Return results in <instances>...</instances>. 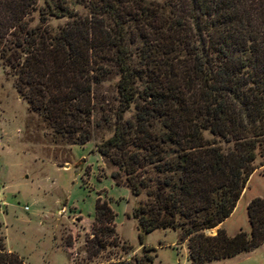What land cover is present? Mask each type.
Instances as JSON below:
<instances>
[{
    "label": "trees",
    "instance_id": "trees-1",
    "mask_svg": "<svg viewBox=\"0 0 264 264\" xmlns=\"http://www.w3.org/2000/svg\"><path fill=\"white\" fill-rule=\"evenodd\" d=\"M42 1L0 0V64L55 141L83 145L111 129L95 151L116 185L145 195L131 211L139 243L177 229L191 264L263 243L260 197L246 205L248 232L217 226L264 161V0ZM93 214L88 258L118 242L108 201L97 197ZM143 251L97 264H150ZM0 264H24L1 231Z\"/></svg>",
    "mask_w": 264,
    "mask_h": 264
},
{
    "label": "rangeland",
    "instance_id": "rangeland-1",
    "mask_svg": "<svg viewBox=\"0 0 264 264\" xmlns=\"http://www.w3.org/2000/svg\"><path fill=\"white\" fill-rule=\"evenodd\" d=\"M42 5L43 1L37 0L36 6ZM74 8L86 13L82 6ZM32 16V24L37 23V13ZM65 21L48 18L52 27ZM111 82L102 84L103 93H111ZM110 134L111 129L101 127L93 129L91 139L83 145L55 141L40 115L30 111L18 96L13 77L0 64V231L5 248L18 254L24 264H97L117 259L131 263L144 249L152 256L150 264H191L185 242L178 241L177 229H154L139 243L131 211L145 195L133 196L126 186L116 185L110 177L116 167L104 162L95 151V145ZM203 135L210 138L207 132ZM253 165L255 170L234 209L217 226L228 235L239 230L248 232L246 205L254 197L264 199V161L257 157ZM97 197L107 200L115 213L118 242L88 258L85 239L92 236ZM217 227L204 232L213 235ZM205 264H264V242L252 250Z\"/></svg>",
    "mask_w": 264,
    "mask_h": 264
},
{
    "label": "built area",
    "instance_id": "built-area-1",
    "mask_svg": "<svg viewBox=\"0 0 264 264\" xmlns=\"http://www.w3.org/2000/svg\"><path fill=\"white\" fill-rule=\"evenodd\" d=\"M3 204L2 200H1V192H0V205Z\"/></svg>",
    "mask_w": 264,
    "mask_h": 264
},
{
    "label": "crops",
    "instance_id": "crops-1",
    "mask_svg": "<svg viewBox=\"0 0 264 264\" xmlns=\"http://www.w3.org/2000/svg\"><path fill=\"white\" fill-rule=\"evenodd\" d=\"M223 223V222H222Z\"/></svg>",
    "mask_w": 264,
    "mask_h": 264
}]
</instances>
